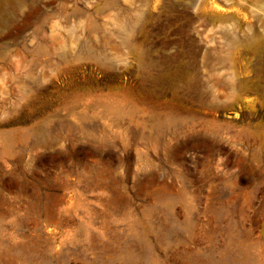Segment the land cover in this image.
<instances>
[{
  "label": "rangeland",
  "instance_id": "374dc122",
  "mask_svg": "<svg viewBox=\"0 0 264 264\" xmlns=\"http://www.w3.org/2000/svg\"><path fill=\"white\" fill-rule=\"evenodd\" d=\"M0 264H264V0H0Z\"/></svg>",
  "mask_w": 264,
  "mask_h": 264
}]
</instances>
